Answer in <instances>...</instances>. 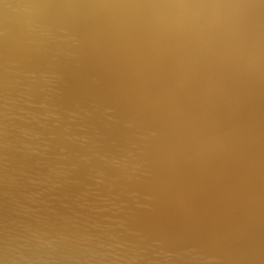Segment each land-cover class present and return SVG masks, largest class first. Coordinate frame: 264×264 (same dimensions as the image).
Listing matches in <instances>:
<instances>
[{"label":"bare ground","instance_id":"obj_1","mask_svg":"<svg viewBox=\"0 0 264 264\" xmlns=\"http://www.w3.org/2000/svg\"><path fill=\"white\" fill-rule=\"evenodd\" d=\"M0 264H264V0H0Z\"/></svg>","mask_w":264,"mask_h":264}]
</instances>
